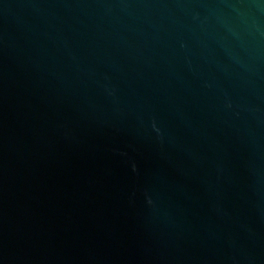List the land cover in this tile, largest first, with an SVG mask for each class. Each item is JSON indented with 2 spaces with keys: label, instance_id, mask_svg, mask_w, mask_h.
<instances>
[{
  "label": "water",
  "instance_id": "1",
  "mask_svg": "<svg viewBox=\"0 0 264 264\" xmlns=\"http://www.w3.org/2000/svg\"><path fill=\"white\" fill-rule=\"evenodd\" d=\"M0 264H264V0H0Z\"/></svg>",
  "mask_w": 264,
  "mask_h": 264
}]
</instances>
